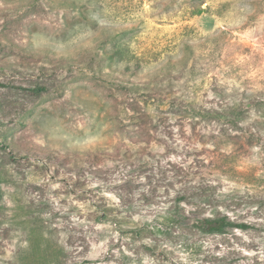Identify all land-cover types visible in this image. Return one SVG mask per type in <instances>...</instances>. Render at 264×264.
<instances>
[{
    "label": "rangeland",
    "instance_id": "1",
    "mask_svg": "<svg viewBox=\"0 0 264 264\" xmlns=\"http://www.w3.org/2000/svg\"><path fill=\"white\" fill-rule=\"evenodd\" d=\"M0 82V264H264V124L190 117L264 97V0H0Z\"/></svg>",
    "mask_w": 264,
    "mask_h": 264
},
{
    "label": "trees",
    "instance_id": "2",
    "mask_svg": "<svg viewBox=\"0 0 264 264\" xmlns=\"http://www.w3.org/2000/svg\"><path fill=\"white\" fill-rule=\"evenodd\" d=\"M0 86H16L10 82H0ZM24 90L27 92L36 95L46 90L44 85H32L29 87H24ZM228 104V103H226ZM221 110H211V111H195L194 115L190 114V117L193 116L194 120L204 119L209 116L223 118L222 122L229 123L232 126H238L242 124L244 120H247L250 115H253L249 119L252 120V124L255 126H262L264 124V97L248 99V101H236L233 105H224L221 106ZM252 111L256 112L251 114ZM189 220H192L195 226L205 232V233H223L229 228H235L239 230H248L255 229L257 227L254 223H248L246 221H239L234 219H229L225 215L217 217H201L197 215H192L186 217Z\"/></svg>",
    "mask_w": 264,
    "mask_h": 264
}]
</instances>
